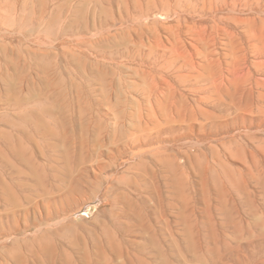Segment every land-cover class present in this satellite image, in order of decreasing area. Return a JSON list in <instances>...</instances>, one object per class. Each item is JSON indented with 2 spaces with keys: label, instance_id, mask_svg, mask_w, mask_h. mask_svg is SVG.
I'll return each instance as SVG.
<instances>
[{
  "label": "rangeland",
  "instance_id": "rangeland-1",
  "mask_svg": "<svg viewBox=\"0 0 264 264\" xmlns=\"http://www.w3.org/2000/svg\"><path fill=\"white\" fill-rule=\"evenodd\" d=\"M156 149L160 188L124 182L138 153ZM5 166L7 182L40 196L27 215L0 207V264H38L36 246L4 253L37 235L24 226L34 215L49 230L82 225L83 244L115 220L113 264L143 246L150 264H264V0L0 1V199ZM75 180L83 191L62 206ZM141 191L159 242L121 217L125 195ZM69 242L67 257L90 264Z\"/></svg>",
  "mask_w": 264,
  "mask_h": 264
},
{
  "label": "bare ground",
  "instance_id": "bare-ground-1",
  "mask_svg": "<svg viewBox=\"0 0 264 264\" xmlns=\"http://www.w3.org/2000/svg\"><path fill=\"white\" fill-rule=\"evenodd\" d=\"M0 1L3 2L5 0H0ZM118 1L120 2V0H118ZM122 1L125 4V0H122ZM137 8H139L140 11L143 12L141 5H139ZM133 9H134L135 15H138L136 8L133 7ZM147 11H150L149 5L147 6ZM97 76L98 77L100 76L99 72L96 74V77ZM48 116L51 119H54L52 114H49ZM74 116H75V113H71V119L72 120H70V122L73 125H76L77 123H80V125H83L84 123H86L87 120H88V123H86V124L88 127H91L92 124H95L94 116H90L88 118L85 113H82V115L79 116L78 118H76ZM89 130H90V128H88V131ZM136 144H137V142H136ZM138 154H139L138 162L130 165L129 168L126 169V171H125L126 174L123 173L126 175V177L123 176V181L126 183H129L128 173H130V174H132V177L134 180L133 183H139V187H141V189L148 190V191L152 192V189L154 188V186L155 187L157 186L160 188V182H157V178L161 180V174H160L159 168H158V166L160 165V162H161V160H160L161 156H159V154H161V151H160V149L147 150V151L140 152ZM146 154H147V158L151 157V159L148 161L153 166L152 168H150L152 176L156 180L153 184L152 183L148 184L149 181L147 183L143 180V178H145L144 174H145L146 170L149 168L147 165V161H146L147 160ZM152 157H154V158H152ZM132 159H133V157H132ZM70 162H71V160H70ZM114 163H115V161H112L107 166L106 165H103L102 167L100 166L102 174H104V173L110 174L113 170V164ZM7 168H8V166L3 167L4 181H3V185H2L3 191H2V195H1V199H0V207L2 209L12 208V210H14V212L23 211L24 214L27 215L30 213L29 207L33 206L31 203L32 200H34L35 197L40 196V194L35 193L36 184L34 183V184L24 185V184H21V182L19 184H16V181H15V179H13V176H10L11 180H10V182H7L6 181V178H7L6 175L8 172ZM9 170H11V169H9ZM41 170H42V168H41ZM143 170H144V172H143ZM35 179L36 178H34V182H35ZM102 181H105L104 175H99L97 177V182H102ZM95 183H91V184L95 185ZM77 187H78V181L75 180L74 181V189L67 193V195L64 197V201H61L62 206L66 202L72 204L74 199H75L74 195L75 194H81V192L83 191V189H82L83 187L82 188L80 186L78 188ZM93 187L94 186H92L90 188H93ZM13 188L16 190H20V191H14ZM108 191L105 192V194H104L105 197L109 198V201L111 203H115V205L118 204L119 199L117 197L113 198L112 196H109ZM142 192H144V191H141L138 194L139 198H137L136 200L132 199L128 195L123 194L128 199L130 198L129 201L127 200V203L131 207V214H124L121 217L127 218L129 221L131 219L133 221L135 220L138 225L142 224L143 228L139 229V230H141L140 231L141 234H142V232L145 233V231L149 232V234L151 235L150 240H151V242H153V241H155V239L157 240L156 236H157V234L159 235V230L152 229V225L150 224V220H149L150 219L149 218L150 213L147 214L150 207L147 205V202L145 201V199H143V197L141 195ZM154 192L158 193L157 195H159V191H154ZM140 200H142V201H140ZM138 202H140V205H141L140 208H138L135 205ZM142 202L144 205H142ZM159 203H160V200H159ZM28 205H30V206H28ZM62 206L56 208V210L52 211V213L49 212L48 214H46L45 219H52L54 216L60 217L63 214H65V209H63ZM138 213H141V214L139 216H137ZM150 216H152V215H150ZM33 218L36 219V222L30 223L28 225L27 220H25L24 226L26 228L25 227L24 228L26 231H29V228L31 226H33L32 228L36 229L35 233L37 235L30 237V238L29 237L28 238H21L22 243L12 242L10 245L11 248L5 250L4 253L15 250V249L19 248V246H22L27 251H30V249L33 248L32 246H34V247L36 246L37 249H36V253H35V262L38 264H81L80 262L74 261L71 258L67 257L69 249H67L65 247V245L69 246L70 245L69 239H70V237H73L80 243V244L76 245L77 250L82 249L83 247H87V251L89 253L87 255V259L90 260V264H113L114 248L109 247V245L111 243L110 240L112 239V241L117 243V246L122 244V242L118 241L117 235H116V233H118L119 230L121 229V228L119 229V226L121 224H117L115 220L112 221V223L114 224V227L112 230L110 228L111 227L110 224H108L107 226H104L101 229H97L95 226L93 233L96 236L93 238H97L98 240L103 241V243L99 247H95L92 245L93 238L89 242H84V244H83V242H81V240L78 236V233L83 232V226L80 224L76 227L77 231H74V227H73L72 222H69L68 224H66L63 227H59V228H55L53 230H49L48 228H45V227L41 228L43 225H46V224L44 222H41L42 220L41 221L38 220V217L36 215H34ZM38 221L40 222V224L38 223ZM95 224H96V222H95ZM134 226H136V224ZM86 227L87 226L85 225V228ZM122 227H123V225H122ZM137 228H139V226ZM156 229H159V228H156ZM139 230L137 229V231H139ZM21 232H23V230L16 229L14 231V234H19ZM160 234H161V232H160ZM88 237H89V239L91 238L90 234L88 235ZM106 237H110L111 239H107V241H105ZM119 240H121V239H119ZM160 240H157V242H159ZM4 243H5V241L2 244H4ZM158 244H160V243H158ZM88 247L91 249V251L89 250ZM156 247H157V245H156ZM159 248H160V245H159ZM146 249L147 248L145 246L140 247L138 249L139 254H141V256L135 257L136 261H135V259H130V261L123 262V263L124 264H150V262H148L146 259V256L149 255V251L148 250L146 251ZM160 252H161V248H160Z\"/></svg>",
  "mask_w": 264,
  "mask_h": 264
}]
</instances>
